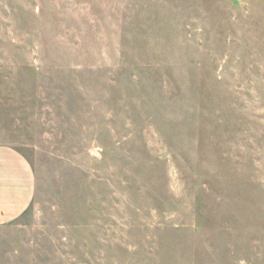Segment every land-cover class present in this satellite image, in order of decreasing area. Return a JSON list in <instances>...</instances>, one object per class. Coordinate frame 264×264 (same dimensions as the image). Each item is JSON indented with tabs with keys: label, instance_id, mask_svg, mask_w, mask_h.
<instances>
[{
	"label": "rangeland",
	"instance_id": "rangeland-1",
	"mask_svg": "<svg viewBox=\"0 0 264 264\" xmlns=\"http://www.w3.org/2000/svg\"><path fill=\"white\" fill-rule=\"evenodd\" d=\"M0 144V264H264V0H0Z\"/></svg>",
	"mask_w": 264,
	"mask_h": 264
},
{
	"label": "crops",
	"instance_id": "crops-1",
	"mask_svg": "<svg viewBox=\"0 0 264 264\" xmlns=\"http://www.w3.org/2000/svg\"><path fill=\"white\" fill-rule=\"evenodd\" d=\"M34 194L35 175L27 159L15 148L0 144V226L23 217Z\"/></svg>",
	"mask_w": 264,
	"mask_h": 264
}]
</instances>
